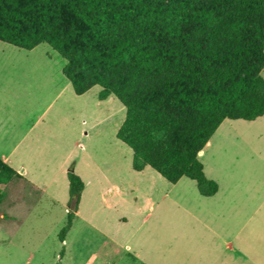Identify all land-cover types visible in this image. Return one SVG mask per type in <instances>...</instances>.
<instances>
[{"label":"rangeland","instance_id":"obj_1","mask_svg":"<svg viewBox=\"0 0 264 264\" xmlns=\"http://www.w3.org/2000/svg\"><path fill=\"white\" fill-rule=\"evenodd\" d=\"M41 61L57 85L41 73ZM64 63L47 43L28 51L0 41L1 145L10 136L20 174L25 168L45 184L52 178L46 194L25 189L5 208L14 220L0 221V264H254V244L246 258L221 243H264V115L224 119L198 157L205 175L236 196L234 213L248 214L235 234L240 223L229 203L219 214L216 198L201 196L193 180L182 177L170 188L149 166L133 170L131 150L116 137L124 106L114 96L99 100L98 85L77 95L62 76L61 86ZM260 73L264 78V67ZM68 170L85 187L61 242Z\"/></svg>","mask_w":264,"mask_h":264},{"label":"trees","instance_id":"obj_2","mask_svg":"<svg viewBox=\"0 0 264 264\" xmlns=\"http://www.w3.org/2000/svg\"><path fill=\"white\" fill-rule=\"evenodd\" d=\"M0 41L50 45L75 94L98 85V99L124 106L116 137L134 170L187 177L203 196L218 183L198 153L220 123L264 115V0H0ZM66 177L61 242L84 188L77 173ZM25 189L42 192L0 158V221L14 220L5 208Z\"/></svg>","mask_w":264,"mask_h":264},{"label":"crops","instance_id":"obj_3","mask_svg":"<svg viewBox=\"0 0 264 264\" xmlns=\"http://www.w3.org/2000/svg\"><path fill=\"white\" fill-rule=\"evenodd\" d=\"M23 49V48H22ZM33 49V48H32ZM32 49H30V50H32ZM24 50H26V49H24ZM30 50H28V51H30ZM51 60V59H50ZM64 65V64H63ZM63 65H61V67H60V80H59V82H60V85L62 86L63 85V82H62V76H64L63 75V73H62V67H63ZM38 67H39V65H38ZM39 69H40V71H41V73L44 75V76H46L47 77V79H49L50 81H52V82H55V84L57 85V80H55L54 81V77H56V75H55V73H54V71H53V69H52V67L50 66V65H48V64H46V62H44V61H41V65H40V67H39ZM65 77V76H64ZM68 81V80H67ZM69 82V81H68ZM70 83V82H69ZM64 87V86H63ZM61 89H63V88H61ZM78 95V94H77ZM80 95V94H79ZM110 96H112V95H109L107 98H109ZM106 98V99H107ZM100 100V99H99ZM105 100V99H104ZM120 120L121 119H117V123H116V126L119 124V122H120ZM5 119H2L1 117H0V128L3 126V125H5L4 123H5ZM122 122V121H121ZM121 124V123H120ZM221 123H220V125L217 127V129L215 130V132L213 133V135L210 137V139L207 141V143L205 144V146L203 147V149L201 150V151H199V155L206 149V148H208L209 146H211L212 145V143H213V140H214V136L216 135V133H218L219 131H220V128H221ZM8 138H7V140H3V144L4 145H1V141H0V158L3 160V161H5L7 164H9L12 168H14L16 171L19 169V168H17L18 166H16V164H15V161H14V159L15 158H13V156H12V153H13V151H14V147H12V148H8V146L6 145V144H8V139H10L9 137L10 136H7ZM199 155H198V157H199ZM147 167V166H146ZM131 168H132V166H131ZM133 169V168H132ZM134 170V169H133ZM203 170H204V166H203ZM21 171L23 172V174H25V176H27L26 175V172H25V168H22L21 169ZM136 171V170H135ZM141 171H143V169L142 170H140V171H137V172H141ZM78 175L80 176L81 174H79L78 173ZM24 176V175H23ZM24 176V177H25ZM81 177V176H80ZM184 177V176H183ZM26 178V177H25ZM182 178V177H181ZM181 178L176 182V183H171L170 184V188H174V186L181 180ZM187 178V177H186ZM27 180H29L31 183H33L36 187H38L42 192H43V194H46V191H47V185L50 183V181L52 180V178L51 179H49V181H48V183L47 184H45V182L46 181H44V182H42V183H39V182H37L36 180H34L33 178H31V177H28L27 176V178H26ZM81 179H82V177H81ZM83 180V179H82ZM194 181V180H193ZM84 182V181H83ZM195 182V181H194ZM196 184V183H195ZM84 187H85V183H84ZM130 187V186H129ZM112 188V187H111ZM197 188V187H196ZM84 189V188H83ZM116 190L118 191V192H121V189L119 188H116ZM198 191V190H197ZM199 193V192H198ZM200 194V193H199ZM201 195V194H200ZM201 196H203V195H201ZM203 197H205V198H216V202H217V206H218V209L219 210H217L218 211V213L220 214V212L222 211V207H223V203H229L228 205H227V208H229L230 210H231V216H235V217H238V214L239 213H237V212H239V210H236V212L234 213V210H233V208H234V201L236 202V196H234V194H230V193H224L222 190H221V187H220V184H218V189H217V191H216V193L215 194H213V195H211V196H203ZM77 211H78V209H77ZM76 211V212H77ZM76 212H75V214H76ZM237 213V214H236ZM233 214H235V215H233ZM146 215V214H145ZM248 215V214H247ZM245 216V217H243L242 219H240L239 217V219L237 220V221H239V226L237 227V229L235 230V234H237V232L239 231V228L240 227H242L243 225H244V223L247 221V218H248V216ZM76 217H77V215H76ZM75 217V218H76ZM75 220V219H74ZM74 222V221H73ZM73 225V224H72ZM223 242L221 243V245H222V248L223 249H227V250H232V252H234V253H236V256H237V253L238 254H240L241 256H245L246 258L248 257L247 256V250L249 249V250H251L250 249V246H251V244H254V253L252 254L253 255V263L254 264H260L261 262H263L264 261V258H262V259H260V257H264V243H248V242H246L247 240H245L244 241V243H238V245L236 246V243H234L233 242V238H224L223 240H222ZM256 247H258V250H257V248ZM126 248L127 249H129V246H126ZM136 257V256H135Z\"/></svg>","mask_w":264,"mask_h":264}]
</instances>
